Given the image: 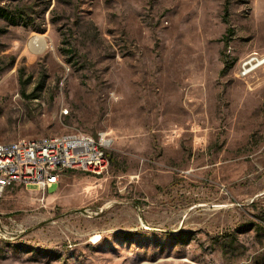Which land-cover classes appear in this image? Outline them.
<instances>
[{
  "label": "rangeland",
  "instance_id": "374dc122",
  "mask_svg": "<svg viewBox=\"0 0 264 264\" xmlns=\"http://www.w3.org/2000/svg\"><path fill=\"white\" fill-rule=\"evenodd\" d=\"M0 8L20 18L0 17V142L111 140L101 176L1 194L24 231L0 264H264V64L235 75L264 55V0Z\"/></svg>",
  "mask_w": 264,
  "mask_h": 264
},
{
  "label": "built area",
  "instance_id": "2783aa9c",
  "mask_svg": "<svg viewBox=\"0 0 264 264\" xmlns=\"http://www.w3.org/2000/svg\"><path fill=\"white\" fill-rule=\"evenodd\" d=\"M263 64L264 55L252 52L238 62L235 75L250 76ZM110 145L107 132H98L96 136L69 133L0 142V196L14 185L34 186L45 196L68 170L101 176L109 167ZM23 231L15 218L0 216V239L12 240L14 233Z\"/></svg>",
  "mask_w": 264,
  "mask_h": 264
},
{
  "label": "trees",
  "instance_id": "16d2710c",
  "mask_svg": "<svg viewBox=\"0 0 264 264\" xmlns=\"http://www.w3.org/2000/svg\"><path fill=\"white\" fill-rule=\"evenodd\" d=\"M224 8L226 9V5ZM0 17L8 21L10 24H17L20 21V18L16 17L13 13H10L3 8H0ZM108 157L109 161H111V157L109 155Z\"/></svg>",
  "mask_w": 264,
  "mask_h": 264
},
{
  "label": "bare ground",
  "instance_id": "6f19581e",
  "mask_svg": "<svg viewBox=\"0 0 264 264\" xmlns=\"http://www.w3.org/2000/svg\"><path fill=\"white\" fill-rule=\"evenodd\" d=\"M43 45H44V38L42 37V35L34 36L29 42V46L34 50L41 49Z\"/></svg>",
  "mask_w": 264,
  "mask_h": 264
},
{
  "label": "crops",
  "instance_id": "0c3cea01",
  "mask_svg": "<svg viewBox=\"0 0 264 264\" xmlns=\"http://www.w3.org/2000/svg\"><path fill=\"white\" fill-rule=\"evenodd\" d=\"M68 171H74V170H68ZM86 174H87V173H86ZM54 185H56V186H57V185H58V182H57L56 184H54ZM54 185H53V186H54Z\"/></svg>",
  "mask_w": 264,
  "mask_h": 264
}]
</instances>
